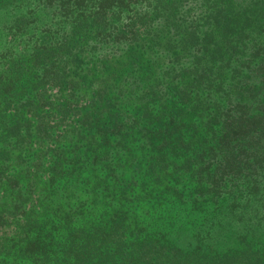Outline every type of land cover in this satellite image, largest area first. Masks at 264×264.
I'll return each instance as SVG.
<instances>
[{
  "label": "trees",
  "instance_id": "obj_1",
  "mask_svg": "<svg viewBox=\"0 0 264 264\" xmlns=\"http://www.w3.org/2000/svg\"><path fill=\"white\" fill-rule=\"evenodd\" d=\"M187 263L264 264V0H0V264Z\"/></svg>",
  "mask_w": 264,
  "mask_h": 264
},
{
  "label": "rangeland",
  "instance_id": "obj_2",
  "mask_svg": "<svg viewBox=\"0 0 264 264\" xmlns=\"http://www.w3.org/2000/svg\"><path fill=\"white\" fill-rule=\"evenodd\" d=\"M46 12H49V17H54L56 16V14H52V11L47 10ZM91 50V48L89 49ZM92 56L93 55H84L83 58H81L78 62L76 67L74 68V70L72 72L69 73V80H73V78L80 80L82 82H85V86L84 88L87 87L88 82H87V76H89V78H93V77H97L98 76V71H99V67L94 69L95 63L94 60H92ZM99 66V65H97ZM68 81H64V84L66 85ZM60 90L59 89H54L51 88L50 89V96L52 97V101H54L56 99V97H59ZM188 264V263H187Z\"/></svg>",
  "mask_w": 264,
  "mask_h": 264
}]
</instances>
